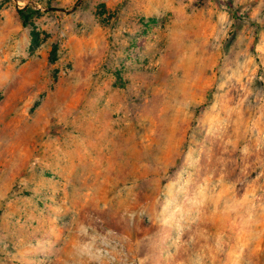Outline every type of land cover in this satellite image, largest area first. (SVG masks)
<instances>
[{"label":"rangeland","instance_id":"1","mask_svg":"<svg viewBox=\"0 0 264 264\" xmlns=\"http://www.w3.org/2000/svg\"><path fill=\"white\" fill-rule=\"evenodd\" d=\"M0 264H264V0H0Z\"/></svg>","mask_w":264,"mask_h":264},{"label":"trees","instance_id":"2","mask_svg":"<svg viewBox=\"0 0 264 264\" xmlns=\"http://www.w3.org/2000/svg\"><path fill=\"white\" fill-rule=\"evenodd\" d=\"M29 8L23 9L19 11L20 16L24 20V23L27 24L29 19L31 18V14L28 13Z\"/></svg>","mask_w":264,"mask_h":264},{"label":"crops","instance_id":"3","mask_svg":"<svg viewBox=\"0 0 264 264\" xmlns=\"http://www.w3.org/2000/svg\"><path fill=\"white\" fill-rule=\"evenodd\" d=\"M57 262H65V263H69L72 259L69 258L68 256H66V258L64 259H59V258H56Z\"/></svg>","mask_w":264,"mask_h":264}]
</instances>
